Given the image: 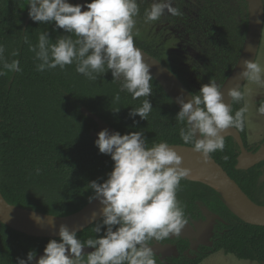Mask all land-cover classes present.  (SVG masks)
<instances>
[{
	"label": "trees",
	"instance_id": "obj_1",
	"mask_svg": "<svg viewBox=\"0 0 264 264\" xmlns=\"http://www.w3.org/2000/svg\"><path fill=\"white\" fill-rule=\"evenodd\" d=\"M241 1L246 9V3ZM90 2L85 0V5ZM203 5L197 24L204 28L207 44L203 51L204 63L196 71L198 79L205 84L211 78L222 85L242 48L246 21L237 23L229 6L219 0H203ZM44 31L52 43L58 36L69 35L56 28L54 22H33L28 0H0V44L5 47V59L19 60L21 69L6 71L0 76V192L7 204L62 218L77 213L93 200L89 199L94 195L89 183H103L113 170L114 161L110 155L99 152L95 139L90 136L96 124L81 113V106L121 135L143 131L149 147L161 141L192 147L184 145L180 138L179 130L184 125L175 119L178 107L154 78L151 96L134 100L130 93L119 91L120 82L112 81L111 70L100 74L97 80L78 74L75 63L64 70L57 67L37 71L36 65L40 62L29 50V43L36 45ZM25 37L29 43H25ZM134 43L166 66L190 94H198L181 69L169 64L150 46L135 39ZM14 51L18 55L13 56ZM117 92L119 102L114 99ZM144 99L150 100L153 109L147 121L136 116L138 123H134L129 112L140 107ZM241 106L233 102V112ZM238 131L246 142L245 129ZM238 154V145L228 137L224 151H216L211 157L253 203L264 206V192L259 185L264 162L246 171L237 170ZM180 183L177 198L184 205L187 218L199 217V203L227 223L218 224L220 231L221 228L226 231L218 236L212 248L185 264H199L221 250L239 260L264 264V227L246 224L235 217L213 188L186 179ZM94 227L92 224L78 233V238H94ZM49 240L24 235L0 223V264H17V258L26 259L30 250L38 254L44 251ZM156 264L163 263L156 259ZM172 264L181 263L173 261Z\"/></svg>",
	"mask_w": 264,
	"mask_h": 264
},
{
	"label": "clouds",
	"instance_id": "obj_2",
	"mask_svg": "<svg viewBox=\"0 0 264 264\" xmlns=\"http://www.w3.org/2000/svg\"><path fill=\"white\" fill-rule=\"evenodd\" d=\"M173 5L174 0H152L151 7L145 10L146 21H159L166 13L182 15ZM28 7L33 22H54L56 28L69 33L52 43L48 32H41L36 45L25 37L29 50L40 62L37 71L57 67L64 70L75 63L78 74L97 80L111 70L112 81L120 82L119 91L130 93L134 100L151 96V65L134 43V35H139L138 31L134 33L140 11L138 0H91L86 5H73L68 0H28ZM4 52L0 44V76L6 71H21L19 60L9 62ZM12 55L18 53L14 51ZM239 79L247 85L237 83L227 89L230 103L224 101L223 87L211 78L187 101L183 94L175 98L180 105L175 119L184 125L179 130L180 138L184 145H192L204 162L212 153L224 151L223 133L227 129L242 131L251 123L248 98L253 93L252 85L264 88V65L244 59ZM114 99L119 102V92ZM233 102L242 104L235 112ZM152 109L150 100L144 99L140 107L131 109L129 117L134 123H138L136 116L147 121ZM256 112L264 116V102ZM95 145L114 161L103 183L91 181L88 185L94 191L90 201L98 199L103 206L100 220L94 223L95 237L81 240L75 230L61 224L60 239L49 240L38 260L36 251L30 250L26 259L17 258V264H156L152 243L180 235L188 225L177 192L191 169L182 166V156L168 141L149 147L143 131L121 135L104 129L98 133ZM86 247L94 250L85 254Z\"/></svg>",
	"mask_w": 264,
	"mask_h": 264
},
{
	"label": "water",
	"instance_id": "obj_3",
	"mask_svg": "<svg viewBox=\"0 0 264 264\" xmlns=\"http://www.w3.org/2000/svg\"><path fill=\"white\" fill-rule=\"evenodd\" d=\"M244 1L246 3L247 19L242 48L230 74L221 85L223 87L222 92L224 93L225 103H230V98L227 96V89L229 87H233L237 83L241 86L245 84L246 81H243L242 79L238 80V73L242 70L244 59L256 60L261 41L262 28L264 26V3H262L261 0ZM75 4L85 5V0H75L73 5ZM84 10L87 9L82 8V11ZM142 57L146 63L151 65V74L153 75V78L180 110V105L175 102V98L178 95L183 94L184 99L187 101L190 99L189 91L185 88L182 82L159 60L144 50H142ZM80 111L85 117L93 120L96 124V129L90 132V136L93 139H98V133L104 129H108L110 133L116 132L104 120L89 111L87 108L81 106ZM223 135L224 139L228 137L233 138L239 147L237 164L235 166L237 170L246 171L257 164L264 162V145L260 146L254 153H252L245 147L241 134L238 130L229 128L223 133ZM197 138H199V134H197ZM172 147L179 155L182 156L183 159H188L201 164L215 178L217 182V189L214 190L219 193L224 205L235 217L246 224L264 227V206H259L253 203L236 184V182L229 177L225 170L218 163H216L213 158L210 157L208 162H204L199 158L200 154L194 152L190 146L172 145ZM95 200L96 199H93L88 205L73 215L58 218L63 220L61 222L50 225H35L12 216L6 208L9 204L6 203L0 192V223L11 230L35 238H59L58 230L61 224L67 225L69 229L75 230L78 234L100 220L101 208L103 207L100 202L98 201L94 206L89 207ZM203 214L206 218L203 222L195 223L194 228L188 224L182 230L180 235L170 236V238L181 237L188 238L189 240L196 239L197 242H191V249L193 250L196 249V244L211 246L212 243L209 241V238L212 235L215 221H222V219H220L217 215L210 214L206 209H203ZM152 247L156 254L161 253L162 255H166L170 252H173L174 255L177 254L174 246L155 243ZM93 250L94 249L92 248L86 247L84 249V253L87 254ZM41 255H43V251L37 254L36 259L38 260ZM33 264H35V261H33Z\"/></svg>",
	"mask_w": 264,
	"mask_h": 264
},
{
	"label": "rangeland",
	"instance_id": "obj_4",
	"mask_svg": "<svg viewBox=\"0 0 264 264\" xmlns=\"http://www.w3.org/2000/svg\"><path fill=\"white\" fill-rule=\"evenodd\" d=\"M68 2L74 4L75 0H68ZM151 2L152 0H138L140 11L135 18L134 33L138 31L139 35H134V39L146 46L153 45L163 59L184 72L189 84L198 93L201 86L205 84L198 79L196 71L204 63L203 51L207 44L203 34L204 28L197 24L204 9L203 0H174L173 6L178 7L182 15L172 16L166 13L159 21H146L145 10L151 7ZM219 2L227 4L233 10L232 12L228 9L237 23L246 21L247 14L241 0H219ZM255 61L264 65V26ZM244 85H247V82ZM252 88V96L248 98L252 105L249 115L251 123L246 126V134L249 146L254 147L264 141V116L256 112L259 104L264 102V88L255 85H252ZM260 183L264 188V175ZM207 258L199 264H244V262L248 264L247 261L222 252H216Z\"/></svg>",
	"mask_w": 264,
	"mask_h": 264
},
{
	"label": "flooded vegetation",
	"instance_id": "obj_5",
	"mask_svg": "<svg viewBox=\"0 0 264 264\" xmlns=\"http://www.w3.org/2000/svg\"><path fill=\"white\" fill-rule=\"evenodd\" d=\"M245 2V1H244ZM230 10H232L230 7H229ZM246 10V9H245ZM233 12V10H232ZM155 52H157L159 55V51L157 49H155L153 47V45L150 46ZM162 57V56H161ZM163 58V57H162ZM239 132V131H238ZM240 133V132H239ZM241 134V133H240ZM245 134H246V127H245ZM242 137V135H241ZM243 140V138H242ZM243 143L245 145V147L247 148L248 151L254 153L260 146H262L263 144V141L260 142L259 144H257L256 146L254 147H251L249 146V143L247 141V134H246V142H244L243 140ZM237 144V143H236ZM212 158V157H211ZM237 160V158H236ZM216 162V161H215ZM217 163V162H216ZM260 164V163H259ZM258 165V164H257ZM264 175V174H263ZM262 175V176H263ZM262 178V177H261ZM261 178L259 179V185L263 188V185L262 183H260V180ZM237 184V183H236ZM263 192H264V188H263ZM264 196V195H263ZM197 206H198V209L200 211V214H199V217L197 219H192L190 216H188V221L193 228H194V224L195 223H198V222H203L206 218L203 214V209H206L210 214H214V215H217L220 219L221 216L216 214V213H213L211 212L209 209H207L206 207L204 206H201L199 203H197ZM230 212V211H229ZM221 223V224H224V225H227L226 222H224V220L222 219V221L220 220H216L215 221V224L213 226V231H212V235L211 237L209 238V241L212 243L211 246H204L202 244H196V249L193 250L191 249V242H197L196 239H193V240H189L188 238H181V237H174V238H167L163 241H159V242H153L152 245H154L155 243H158L160 245H170V246H174L175 249H176V252L177 254L174 255L173 252L169 253V254H166V255H162L161 253L159 254H156L155 258L158 259L160 262H162L163 264H172L173 261H178L180 262L181 264H185L187 263L188 261H191V260H195L198 258L199 255H201L202 253H204L205 250L207 249H210L214 246V243L215 241L218 240V236L222 235L224 231H226L225 228H221L222 231H220V229H218V224ZM218 252H222L224 253L222 250L221 251H218ZM226 254V253H224ZM226 255H231V254H226ZM235 257V256H234ZM247 261V260H246ZM253 262V261H251ZM257 263V262H256ZM259 264V263H257Z\"/></svg>",
	"mask_w": 264,
	"mask_h": 264
},
{
	"label": "bare ground",
	"instance_id": "obj_6",
	"mask_svg": "<svg viewBox=\"0 0 264 264\" xmlns=\"http://www.w3.org/2000/svg\"><path fill=\"white\" fill-rule=\"evenodd\" d=\"M182 166L191 169V174L186 180L199 182L213 189H217L215 178L201 164L188 159H183ZM98 201L99 200L96 199L89 207L94 206ZM6 208L15 218L35 225H50L63 221L62 219L40 214L39 212L24 210L10 205H7Z\"/></svg>",
	"mask_w": 264,
	"mask_h": 264
},
{
	"label": "crops",
	"instance_id": "obj_7",
	"mask_svg": "<svg viewBox=\"0 0 264 264\" xmlns=\"http://www.w3.org/2000/svg\"><path fill=\"white\" fill-rule=\"evenodd\" d=\"M207 259H208V258H206L205 261H206ZM222 259H223V258H222ZM205 261H204V262H205ZM222 261H223V260H222ZM244 261H246V260H244ZM204 262H203V263H204ZM247 262H248V264H257L256 262H251V261H247Z\"/></svg>",
	"mask_w": 264,
	"mask_h": 264
}]
</instances>
